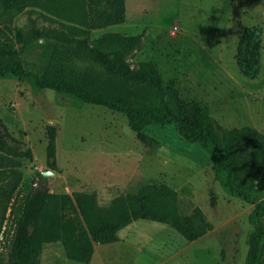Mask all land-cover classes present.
I'll list each match as a JSON object with an SVG mask.
<instances>
[{
    "label": "rangeland",
    "instance_id": "rangeland-1",
    "mask_svg": "<svg viewBox=\"0 0 264 264\" xmlns=\"http://www.w3.org/2000/svg\"><path fill=\"white\" fill-rule=\"evenodd\" d=\"M252 28L262 33L254 79L238 66L240 44ZM49 35L121 49L134 70L153 64L169 90L200 103L222 127L253 128L264 136V0H126L124 24L95 30L89 28L87 0H0V45L16 52L28 72L43 74L48 66ZM117 35L140 36L141 41L120 44ZM72 70L80 76L101 74L89 62H78ZM103 82L105 90L114 89ZM116 92H123L120 85ZM163 99L176 110L169 95ZM69 102L54 90H37L29 78L0 79V120L21 148L31 152V158L6 159L7 171L0 175V264H7L13 232L10 209L2 221L6 192L19 173L22 180L12 200L16 206L31 192L44 190L96 193L104 208L146 185L166 184L176 191L182 216L200 210L210 224L190 242L171 225L136 221L126 244L95 243L101 252L93 264L246 263L254 206L225 192L215 180L212 158L199 145L184 141L175 125L150 126L145 133L160 144L149 148L137 139L125 115L96 105L70 107ZM50 126L59 130L55 169L47 166ZM47 170L55 175L45 178ZM40 264L83 263L69 260L57 242L43 245Z\"/></svg>",
    "mask_w": 264,
    "mask_h": 264
},
{
    "label": "trees",
    "instance_id": "trees-1",
    "mask_svg": "<svg viewBox=\"0 0 264 264\" xmlns=\"http://www.w3.org/2000/svg\"><path fill=\"white\" fill-rule=\"evenodd\" d=\"M87 10L90 29L126 22V0H87ZM261 35L260 29H248L239 47L238 66L250 79L258 75ZM49 36L46 38L51 39ZM115 37L120 44L141 41L140 36ZM51 40L49 62L43 74L28 72L16 52L0 45V79L29 78L37 90L51 89L67 97L70 107L89 104L123 114L137 139L149 148L160 143L145 133L146 128L175 125L184 141L199 145L212 158L215 180L225 192L254 206L249 218L253 231L245 264H264V259H260L264 241V136L253 128L222 127L200 103L187 101L169 90L155 65L132 69L121 49L104 50L90 45L86 38ZM78 62L91 63L101 71L100 78L97 74L80 76L74 72L72 66ZM104 79L113 90L103 88ZM119 85L122 93L116 92ZM165 95L175 102V111L164 101ZM150 96L156 101H149ZM58 131L56 126H50L47 132V166L53 169ZM21 147L0 120V175L7 171L6 159L31 158L30 150ZM21 180L19 173L6 192L3 208L2 221L9 209L13 219L7 264H40L43 245L57 242L62 243L69 260L89 264L95 243L118 242L119 231L137 220L171 225L190 242L202 237L210 227L200 210L192 216H182L177 193L166 184L146 185L137 194L118 197L104 208L98 205L96 193L68 195L44 190L31 192L16 206L12 200Z\"/></svg>",
    "mask_w": 264,
    "mask_h": 264
},
{
    "label": "crops",
    "instance_id": "crops-1",
    "mask_svg": "<svg viewBox=\"0 0 264 264\" xmlns=\"http://www.w3.org/2000/svg\"><path fill=\"white\" fill-rule=\"evenodd\" d=\"M140 221V220H137ZM143 221V220H142ZM136 221H134L133 223H131L130 225H128L127 227H125L124 229H122L121 231H119L118 237H119V241L116 243H112V244H107V245H124L128 242V240L130 239V231H131V227H133L134 223ZM162 224V223H161ZM170 234H172L173 236L175 234H173V232H169ZM122 234H124L122 236ZM101 251L97 248V246L95 245L94 247V254H93V258L91 260V262L89 264H93L95 261V257L98 253H100Z\"/></svg>",
    "mask_w": 264,
    "mask_h": 264
},
{
    "label": "water",
    "instance_id": "water-1",
    "mask_svg": "<svg viewBox=\"0 0 264 264\" xmlns=\"http://www.w3.org/2000/svg\"><path fill=\"white\" fill-rule=\"evenodd\" d=\"M45 178L53 177L55 174L51 170H47L46 172H43L42 174Z\"/></svg>",
    "mask_w": 264,
    "mask_h": 264
}]
</instances>
